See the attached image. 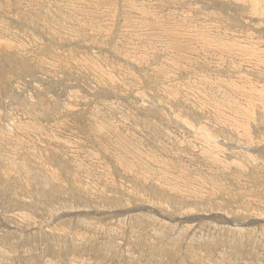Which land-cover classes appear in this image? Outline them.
<instances>
[{"label": "rangeland", "instance_id": "obj_1", "mask_svg": "<svg viewBox=\"0 0 264 264\" xmlns=\"http://www.w3.org/2000/svg\"><path fill=\"white\" fill-rule=\"evenodd\" d=\"M0 264H264V0H0Z\"/></svg>", "mask_w": 264, "mask_h": 264}]
</instances>
